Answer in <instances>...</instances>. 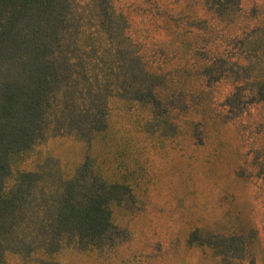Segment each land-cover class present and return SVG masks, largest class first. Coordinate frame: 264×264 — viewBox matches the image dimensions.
I'll return each instance as SVG.
<instances>
[{"label": "rangeland", "instance_id": "obj_1", "mask_svg": "<svg viewBox=\"0 0 264 264\" xmlns=\"http://www.w3.org/2000/svg\"><path fill=\"white\" fill-rule=\"evenodd\" d=\"M212 2L111 0L160 104L113 94L105 128L88 140L50 136L12 158L8 185L44 165L56 185L89 157L105 181L129 188L112 206L121 242L64 244L51 260L264 264V0ZM233 236L244 237L242 259L216 246Z\"/></svg>", "mask_w": 264, "mask_h": 264}, {"label": "trees", "instance_id": "obj_2", "mask_svg": "<svg viewBox=\"0 0 264 264\" xmlns=\"http://www.w3.org/2000/svg\"><path fill=\"white\" fill-rule=\"evenodd\" d=\"M126 25L111 0H0V264L7 253L19 264H58L49 256L64 244L112 247L123 239L112 206L129 188L105 181L89 157L56 185L46 183V165L7 180L12 158L48 137L88 140L102 131L113 94L160 104L152 81L141 79L147 73ZM215 243L225 257L243 258L244 237Z\"/></svg>", "mask_w": 264, "mask_h": 264}]
</instances>
